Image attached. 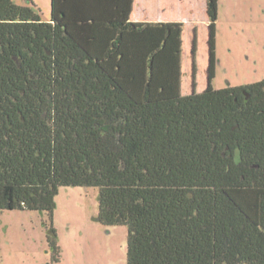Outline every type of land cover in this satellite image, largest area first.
<instances>
[{
	"label": "trees",
	"instance_id": "1",
	"mask_svg": "<svg viewBox=\"0 0 264 264\" xmlns=\"http://www.w3.org/2000/svg\"><path fill=\"white\" fill-rule=\"evenodd\" d=\"M134 1L52 0L44 22L0 0V212L52 219L61 188L95 187L127 264H264V79L213 88L206 0L209 85L194 65L184 95V24Z\"/></svg>",
	"mask_w": 264,
	"mask_h": 264
},
{
	"label": "rangeland",
	"instance_id": "2",
	"mask_svg": "<svg viewBox=\"0 0 264 264\" xmlns=\"http://www.w3.org/2000/svg\"><path fill=\"white\" fill-rule=\"evenodd\" d=\"M13 1L32 7L44 22L51 21L52 0ZM148 4L156 5L151 18L184 24L182 93L194 91V65L196 92H203L209 85L210 65L207 1L149 0ZM263 79L264 0H218L213 88L241 87ZM55 201L52 219L45 212H0V264H127V227L100 223L98 188L64 187Z\"/></svg>",
	"mask_w": 264,
	"mask_h": 264
},
{
	"label": "crops",
	"instance_id": "3",
	"mask_svg": "<svg viewBox=\"0 0 264 264\" xmlns=\"http://www.w3.org/2000/svg\"><path fill=\"white\" fill-rule=\"evenodd\" d=\"M148 2L149 0H135L134 1L133 10L131 13V20L134 22H149L151 21L150 19H153L152 23L165 22L163 18H158V19L156 17L151 18L150 14L154 12L156 5L151 7L148 4ZM170 22H178V21H170Z\"/></svg>",
	"mask_w": 264,
	"mask_h": 264
}]
</instances>
